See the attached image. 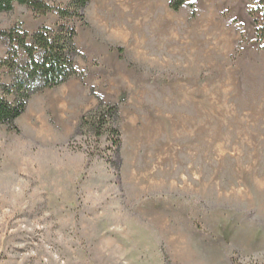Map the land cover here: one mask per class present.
<instances>
[{"label": "rangeland", "instance_id": "obj_1", "mask_svg": "<svg viewBox=\"0 0 264 264\" xmlns=\"http://www.w3.org/2000/svg\"><path fill=\"white\" fill-rule=\"evenodd\" d=\"M42 1L53 10L0 12V31L30 43L63 23L70 0ZM188 3L90 0L73 21L77 75L0 127V264H264L253 0ZM9 48L0 37V63ZM14 80L0 65L10 103ZM108 107L117 116L98 136L89 122Z\"/></svg>", "mask_w": 264, "mask_h": 264}, {"label": "trees", "instance_id": "obj_2", "mask_svg": "<svg viewBox=\"0 0 264 264\" xmlns=\"http://www.w3.org/2000/svg\"><path fill=\"white\" fill-rule=\"evenodd\" d=\"M189 1L169 0V7L173 11H178L188 5ZM14 3L31 8L39 14L53 10L42 0H0V12L10 11ZM89 3L90 0H70L67 9H56L63 23L53 29H39L31 36L30 43L27 42L28 37L24 32L0 31V37L9 42L11 56V59L2 61L0 65L15 74L14 83L6 91V94L13 95V102L10 103L0 97V127L15 130L14 122L25 112L31 96L46 89L60 87L77 75L73 62L77 56L74 43L76 28L73 21L83 20V10ZM249 16L254 25L256 43L264 49V0H253ZM18 50L26 57L22 64L17 60ZM116 116L115 107L98 109L91 118L89 127L100 136L105 118L108 117L113 124ZM107 132L112 137L113 145L118 148L120 141L117 128L112 125Z\"/></svg>", "mask_w": 264, "mask_h": 264}]
</instances>
